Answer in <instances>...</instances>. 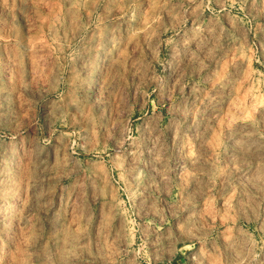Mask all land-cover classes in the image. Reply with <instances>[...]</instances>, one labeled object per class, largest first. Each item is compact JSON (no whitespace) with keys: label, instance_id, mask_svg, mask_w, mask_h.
Segmentation results:
<instances>
[{"label":"rangeland","instance_id":"rangeland-1","mask_svg":"<svg viewBox=\"0 0 264 264\" xmlns=\"http://www.w3.org/2000/svg\"><path fill=\"white\" fill-rule=\"evenodd\" d=\"M0 264H264V0H0Z\"/></svg>","mask_w":264,"mask_h":264}]
</instances>
